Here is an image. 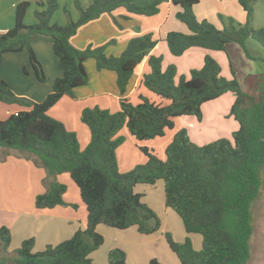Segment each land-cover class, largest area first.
<instances>
[{"label":"trees","instance_id":"1","mask_svg":"<svg viewBox=\"0 0 264 264\" xmlns=\"http://www.w3.org/2000/svg\"><path fill=\"white\" fill-rule=\"evenodd\" d=\"M163 1L92 0L89 6L83 7L76 0L79 16L74 19L67 11L65 24L51 21L59 8L57 0L40 2L44 8L35 11L33 24L25 22L31 1L22 0L17 4L14 26L0 33V64L6 53L26 50L29 65L24 71H33L40 81H46L34 43L47 40L57 56L60 74L53 80L52 90L40 101L18 96L6 80L0 79L1 101L29 107L0 119V147L18 149L45 168L47 190L37 195L38 208L68 204L64 199L67 185L57 179L60 173L68 172L80 189L88 221L86 228L40 251L33 250L34 238H27L13 255H6L12 235L10 228L3 225L0 249L4 254H0V264H91V253L105 241L97 229L99 224L119 229L136 227L143 234L157 232L162 221L135 187L140 183L155 185L159 180L164 181L166 206L180 216L185 231L203 237L202 247L196 249L190 237L178 242L169 231L165 232L167 243L181 264L247 263L254 230L252 205L261 192L264 176V73L247 76L248 84H259L256 93L247 92L235 75L223 76L219 62L207 54L201 68L191 69L190 77L181 75L176 82L177 66L169 64L163 69V56L150 53L158 43L152 32L132 37L119 55L107 54L105 45L81 49L71 42L81 25L103 13L124 7L130 13L151 16L160 11ZM256 1L238 0L247 13L245 23L219 14L224 27L218 28L208 20L198 19L194 7L199 0H171L180 7L177 19L190 32L169 31L165 40L170 51L182 55L194 46L226 50L228 43L236 42L248 57L254 58L246 46L247 40L255 39L264 47V27L252 24ZM129 17L121 15L123 19ZM114 19L121 26L118 18ZM145 57L150 71L145 73L143 84L170 102L159 104L141 95V101L134 104L122 96L118 111L85 107L81 120L88 125L91 138L87 147L81 149L76 132L51 116L48 110L64 95L75 97V88L88 83L85 65L88 58H94L100 70H114L117 85L124 94L136 67ZM228 91L236 95L230 114L239 122L232 139L222 137L200 145L182 127L167 145L164 159L154 149L140 146L147 160L128 171H120L117 148L125 141V136L120 134L124 126L138 140L164 136L168 128L175 127L178 116L195 115L202 120V105ZM108 261L128 264L127 253L121 247H114L108 253ZM150 264L163 263L152 258Z\"/></svg>","mask_w":264,"mask_h":264},{"label":"crops","instance_id":"2","mask_svg":"<svg viewBox=\"0 0 264 264\" xmlns=\"http://www.w3.org/2000/svg\"><path fill=\"white\" fill-rule=\"evenodd\" d=\"M20 1L22 0H16L15 2ZM40 2L45 3L46 1L41 0ZM91 2L92 0H81L83 6H89ZM178 10H180V7L174 5L171 0H164L160 5V11L151 16L130 13L126 8L120 7L113 13H103L100 17L81 25L71 37V42L81 49L89 45H105L107 54L119 55L132 37L152 32L154 37L158 39V43L151 49L150 53L163 56V69L169 64L177 66L176 82H178L181 75L190 77L191 69L201 68L207 54L223 64H227V61H229L231 76L227 75L226 77L232 78L235 75L237 79L240 75L233 67L231 51L239 53L238 56L243 63L245 61L253 63V60L262 58L251 53L250 39L247 40L246 46L254 58L248 57L244 49L236 42L228 43L226 50L194 46L187 49L182 55H174L165 40L167 33L172 30L190 32L185 23L181 21L183 24H179L180 22H177V20L180 21L176 17ZM194 12L199 20H208L218 28L224 27L219 14L231 16L241 23H245L247 20V13L238 0H199L194 7ZM125 14L130 17L128 19L121 18V15ZM55 15H53L52 19L60 23V21L55 19ZM72 17H74L73 13ZM114 17L118 18L121 26L115 22ZM7 22V25H0V33L11 27L9 20ZM34 48L44 66L47 75L46 81H40L33 71L28 73L24 71L25 66L29 65V55L26 50L9 52L3 56L0 64V79L6 80L18 96L32 101H40L52 90L53 80L60 74V69L51 42L47 40L36 41ZM49 65L52 67L50 72L48 70ZM85 65L89 74L88 83L75 88V97L64 95L48 110L51 116L59 119L68 129L76 132L81 149L87 147L91 138L88 125L81 120V112L85 107L100 106L111 111H118L121 108L120 98L122 96L128 97L134 104L141 101V95L159 104H168L170 102L169 99L159 96L143 84L142 80L145 73L150 71L148 57H145L136 67L124 94L120 92L117 85V73L114 70L98 69L94 58H88L85 61ZM182 65L185 67L182 68ZM250 74L253 73L248 75ZM235 99V93L228 91L216 99L209 100L202 105L203 118L201 123L195 120L193 117L195 115L178 116L175 118L174 128H168L164 136H157L152 139L138 140L130 133L127 126H124L120 134L125 136V141L117 148L120 171H128L136 164L144 163L147 160V156L143 158L141 156L137 157L134 154L135 152H129V145L130 148L133 145L135 147L139 145L148 146L154 149L159 157L164 159L167 145L172 140L175 132L182 127L188 130L194 142L201 144L200 142L202 141H200L197 134L194 135L193 129L195 126L202 125L206 112L211 110H216L217 115H220L225 122H228L227 132L225 135L219 136L231 138L233 132L239 128V122L233 115L229 114ZM23 109H29V107L0 100V119H5L12 113ZM225 116H227L226 119L223 118ZM46 175L44 167L37 165L33 159L25 156L18 149L0 147V227L3 225L8 226L12 235L6 255H13L22 241L27 238L33 237L35 240L33 250L40 251L48 244H57L70 238L77 230L86 228L88 210L80 195L79 187L68 172H62L57 176L58 181L67 185L64 199L68 204H59L51 208H38L36 206L37 195L47 190ZM263 187L264 176L261 192ZM143 201L155 208L145 197H143ZM255 201L257 200L255 199ZM255 201L252 205L254 230L251 237L250 257L246 264H264V204L260 211V219L257 222V217L253 210ZM72 204H77V207ZM163 209L168 220L172 218L175 222L179 221L172 212L173 209L171 210V208L166 206L165 197ZM161 226V229L165 230L170 227L167 221L164 220ZM101 228L103 226L99 224L97 227L98 231H101ZM2 253L4 254L0 249V254Z\"/></svg>","mask_w":264,"mask_h":264},{"label":"rangeland","instance_id":"3","mask_svg":"<svg viewBox=\"0 0 264 264\" xmlns=\"http://www.w3.org/2000/svg\"><path fill=\"white\" fill-rule=\"evenodd\" d=\"M15 1L16 0H0V25H7L8 23L7 21L9 20L10 23L9 25H11V27L14 26L16 7L17 4L19 3V2L16 3ZM30 1H31V6L27 11V17L25 19L27 21V22L25 21L27 24L35 23L36 22L35 11L37 9L44 8L43 6L39 5V2L41 0H30ZM45 1L47 2V0ZM57 1L59 3V8L54 13L56 14L55 15L56 20L60 21L61 24L66 23L68 21L67 11H69L71 15L72 13L74 14L73 17L74 19L78 18L79 10L76 6V0H57ZM79 1L81 2V0ZM83 7H87V6H83ZM51 21L55 22L54 19H52ZM177 22H180L179 24H183L181 21L177 20ZM252 23L255 27H264V0H259L255 2L254 19ZM249 39L251 40L249 43L251 53H253L254 55H258L262 58L253 60V63L252 62L250 63L248 61H245V63H243L238 56L239 53L233 51H231V55H232L231 58L233 61L232 63L234 65L233 66L234 69H236L238 75H240L239 76L240 80L239 78L238 80L240 82L242 89L250 93H256L257 90L259 89L258 88L259 84L257 86L250 85L247 83L246 78L249 73H253V74L264 73V47L255 39L252 38ZM219 64L222 68V75L225 77L227 75L231 76L229 61H227V64H223L221 62H219ZM181 67L183 68L185 66L182 65ZM51 69L52 67L51 65H49L48 66L49 72L51 71ZM245 76L246 78H244ZM217 114L218 113L216 112V110H211L209 112H206V117L204 118L202 125H200L201 129L200 126H195V128L193 129L194 135L197 134L199 136L200 141H202L200 142L201 143L200 145L211 142L218 138H222V136L219 135H225V133L227 132L228 122H225L220 117V115ZM184 116H190V115H184ZM193 117L195 118V120L201 123L202 120H199L196 116ZM226 117L227 116L223 118L226 119ZM139 146L135 147V145H133V147L130 148L129 145V150H130L129 152H133V153L135 152L134 154H136L137 157L141 156L143 158L146 155L142 152ZM136 190L138 192L143 193V195H145L143 197H145L146 200L149 201L155 207L153 209L158 214L160 219L162 221L163 220L167 221V224H169L170 226L169 229L168 230L161 229L152 234H143L140 233L136 227H130L128 229H119V228L107 226L105 224H101L103 228H101V231L99 232L103 234L105 241L97 250L91 253L90 255V257L92 258L91 264H109L108 253L114 247H121L126 251L128 264H150V260L152 258H157L163 264H181L177 255L171 250V248L167 243L165 237L166 231H169L172 234L174 240L178 242H183L187 237H190L196 249H200L202 247V240H203L202 235L199 233H190V234L187 233L185 231L180 216L172 209H171L172 212L177 216L179 221L175 222L174 219L172 220V218L171 219L169 218L168 220V217L166 216V213L163 209V203L165 197L163 180H159L155 185H149L144 183L137 184ZM256 200L257 201H255L256 203L253 207V210L254 213L256 214L257 217L256 220L258 222V219H260L259 217L260 211L264 204V187L261 194L258 196V198H256Z\"/></svg>","mask_w":264,"mask_h":264}]
</instances>
